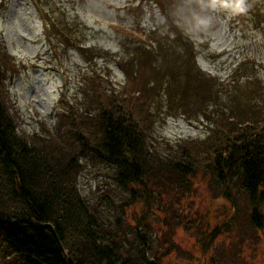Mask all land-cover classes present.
<instances>
[{
    "label": "rangeland",
    "instance_id": "rangeland-1",
    "mask_svg": "<svg viewBox=\"0 0 264 264\" xmlns=\"http://www.w3.org/2000/svg\"><path fill=\"white\" fill-rule=\"evenodd\" d=\"M48 1L67 23L79 25L84 36L77 42L96 49L102 58L93 66L74 49L61 48L60 55L55 56L33 4L29 0H8L5 10L0 11V36L6 53L18 63V72L13 68L0 90L5 85L19 131L37 137L50 133V138L59 140L61 165L73 158L72 188L102 240L140 264H264V203L257 207L263 218L262 227L256 229L251 222L253 205L247 195L238 184L224 191L209 179L204 173L208 159L194 157V176L173 173L164 166L158 170L153 167L148 175L146 200L136 204L129 189L117 183V169L94 155L81 153L77 138L71 135L82 130L89 144L101 138L96 123L102 110L99 93L81 80L86 81L88 74L91 79L92 70L102 74L101 91L112 101L115 95L119 97L116 93L121 92L125 82L123 70L117 65L122 46L140 42L153 53L155 46L148 43L149 33L171 39L176 32L193 44L199 70L219 85L218 102L210 104L206 80L191 74L188 87L183 88L188 66L173 54L164 57L170 62L172 74L154 95L153 102L159 107L154 124L146 132L147 143L158 163L181 159V148L191 140L202 142L214 129L205 115L211 107L220 106L226 125L229 117L238 118L247 109L254 94L248 82L236 92L232 86L227 87L238 65L249 63L247 74L264 88V0L248 3V11L238 16L208 9L207 0H159L161 6L155 0ZM123 54V63L136 59ZM147 61L154 62L150 58ZM150 64L144 66V75H155ZM131 68L136 69L134 63ZM181 91L191 111L178 107ZM60 97L59 104L77 110L76 124L62 123L53 114ZM168 102H173L171 109L167 108ZM154 108L148 106L152 111ZM205 213L210 225L202 224ZM216 225L220 232L211 243L208 235ZM64 248L68 255L69 249ZM0 264H21L17 256L9 255L1 235Z\"/></svg>",
    "mask_w": 264,
    "mask_h": 264
},
{
    "label": "trees",
    "instance_id": "trees-1",
    "mask_svg": "<svg viewBox=\"0 0 264 264\" xmlns=\"http://www.w3.org/2000/svg\"><path fill=\"white\" fill-rule=\"evenodd\" d=\"M252 1L247 0V3ZM29 2L37 11L52 54L60 55L61 48L74 49L93 66L102 58L96 49L84 48L83 42H77L79 37L84 36L82 30L77 28L79 25L67 23L66 18L53 9L48 0H45L46 3L44 0ZM153 2L160 6L162 4L159 0ZM7 3L8 0H0V11L5 10ZM149 34L148 43L155 46L153 53L140 42H132V45L128 42L121 48V57L125 53L130 57L134 55L136 59L123 63V58L119 57L117 65L125 75L121 92L116 93L119 97L115 95L110 101L101 91L102 74L96 70H92L91 79L88 74L86 81L81 80L82 84L91 85L97 90L102 104L96 121L100 140L89 144L91 141L80 126L79 134L85 136L84 140L83 136L70 130L71 135L77 138L81 153L94 155L102 163L117 169V183L129 189L136 204L146 200L150 188L148 175L153 167L158 170L164 166L170 172L194 176L197 173V167L193 166L194 157L202 156L197 160L205 157L208 161L205 160L207 166L204 173L221 185L224 191L238 184L253 205L251 222L256 229H260L263 217L257 207L264 203V88L247 74L249 63L238 65L232 71L233 76L227 87L232 86L236 92L248 82L247 87L254 94L246 105L247 109L238 118L229 117L226 125L220 106L211 107L205 114L206 120L214 125L208 138L202 142L191 140L187 143L181 148L182 158L178 161L158 163L150 155L146 132L154 124L155 112L159 107L153 102V98H156L154 95L172 74L170 62L164 57L173 54L188 66L183 88L188 87L191 74L198 80H206L210 104L218 102L219 85L216 79L205 76L196 66L193 44L187 37L176 32L171 39L161 38L156 32ZM147 58L152 62L154 60L155 65L150 64ZM133 63L135 70L131 68ZM146 63L151 65L150 70L155 75H144ZM17 66L18 63L6 53L0 36V85L12 76L13 68L18 72ZM104 68L108 70V66ZM108 86L111 87V84L108 83ZM6 92L4 85L0 90V235L9 255L17 256L21 264H140L119 252L115 245L102 240L72 188L73 158L66 165H61L59 140L50 138V133L47 137H37L19 131L18 118L11 114L10 98ZM61 100L60 97L53 114L62 123L76 124L77 110L68 108V103V106H62L59 104ZM178 101L179 108L191 111L184 92H180ZM172 103H167L168 109L173 107ZM148 106L156 108L152 111ZM139 190L141 192L138 193ZM207 215L205 213L201 217L203 225H210ZM214 228L208 235L211 243L220 232L217 225ZM64 246L69 249L68 255Z\"/></svg>",
    "mask_w": 264,
    "mask_h": 264
},
{
    "label": "clouds",
    "instance_id": "clouds-1",
    "mask_svg": "<svg viewBox=\"0 0 264 264\" xmlns=\"http://www.w3.org/2000/svg\"><path fill=\"white\" fill-rule=\"evenodd\" d=\"M206 7L212 11L219 9L232 16L243 15L248 11L247 0H207Z\"/></svg>",
    "mask_w": 264,
    "mask_h": 264
},
{
    "label": "bare ground",
    "instance_id": "bare-ground-1",
    "mask_svg": "<svg viewBox=\"0 0 264 264\" xmlns=\"http://www.w3.org/2000/svg\"><path fill=\"white\" fill-rule=\"evenodd\" d=\"M12 10L13 9H11L10 11L7 12V14H6L7 17H10L11 16V13L13 12Z\"/></svg>",
    "mask_w": 264,
    "mask_h": 264
}]
</instances>
